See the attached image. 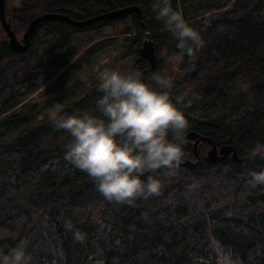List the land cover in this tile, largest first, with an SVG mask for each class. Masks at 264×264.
I'll return each mask as SVG.
<instances>
[{"label":"trees","instance_id":"trees-1","mask_svg":"<svg viewBox=\"0 0 264 264\" xmlns=\"http://www.w3.org/2000/svg\"><path fill=\"white\" fill-rule=\"evenodd\" d=\"M154 3L18 0L12 11L5 1L18 38L47 11L84 20L133 4L141 16L130 12L84 25L44 20L23 52L10 47L0 23V235L7 234L0 252L24 239L32 264H264V186L249 185L251 173L264 170L260 155L210 162L203 158L210 143L203 140L199 164H181L171 175L167 169L150 173L160 181L158 195L106 201L88 175L65 159L70 135L49 118L37 120L42 111L49 113V102L69 114L99 115L98 80L79 82V96L77 87L65 85L71 72L118 40L116 26L127 20L118 34L132 68L122 73L148 67L139 54L148 34L155 45L154 72L170 79V98L189 121L187 132L207 135L218 147L233 146L239 157L264 145V0H170L199 34L201 43L190 44L192 55L177 47ZM42 86L52 94L44 105L19 106ZM185 140L183 157L195 160L192 141ZM66 221L85 235L83 242L65 229Z\"/></svg>","mask_w":264,"mask_h":264},{"label":"clouds","instance_id":"clouds-1","mask_svg":"<svg viewBox=\"0 0 264 264\" xmlns=\"http://www.w3.org/2000/svg\"><path fill=\"white\" fill-rule=\"evenodd\" d=\"M153 9L177 39V47L192 55L190 44L201 41L182 13L172 8L170 0H155ZM98 79L102 93L97 101L99 115L69 114L59 103L49 113L52 125L71 137L65 159L88 175L106 201L131 203L146 194L158 195L160 181L150 173L167 169L166 174H175L190 126L170 98V79L154 72L146 81L140 71L108 69ZM256 155L264 158V145L253 148L251 156ZM146 174L147 179H142ZM249 185L264 186V170L252 172ZM64 227L73 232L74 240L83 242L85 235L74 229L71 221ZM26 247L27 242L21 239L7 254L0 252V264H32Z\"/></svg>","mask_w":264,"mask_h":264},{"label":"water","instance_id":"water-1","mask_svg":"<svg viewBox=\"0 0 264 264\" xmlns=\"http://www.w3.org/2000/svg\"><path fill=\"white\" fill-rule=\"evenodd\" d=\"M5 1L6 0H0V23L2 25L5 37L8 39V43L10 47L17 51V52H23L26 50L28 46L29 37L34 32L36 26L38 23L48 20V19H61L65 20L71 24L74 25H84L93 21H97L100 19H107L108 17L118 16V15H124L125 13L128 14L129 12H136L138 16H141V12L139 11L140 8L137 5H130L126 6L124 8H117L116 10H113V12H107L103 13L94 17H89L84 20H77L74 18H71L70 16L62 13H56V12H43L41 14H38L37 16L33 17L28 25L25 27L24 31L22 32V36L18 38L11 26V21L9 18L6 17L5 13ZM155 45L151 41L150 37L145 35L144 40L142 41V44L139 49V54L141 57L146 59L148 61V67L143 69L141 73H143V78L146 80L148 73H152L155 70L157 59L155 55ZM185 139L192 141V149L194 153L195 160H190L187 158L182 157V165L184 166H194L201 162V158L198 154L197 147L199 143L203 140H206L210 143L209 149L206 152L205 159L212 162L217 161L220 159L225 158L226 156H231L232 159L239 162L244 160L245 158L252 157L251 154L243 157H239L237 155L236 149L233 146L230 145H221L220 147L216 146V144L209 138L204 135H199L197 132L188 131L185 134Z\"/></svg>","mask_w":264,"mask_h":264},{"label":"rangeland","instance_id":"rangeland-1","mask_svg":"<svg viewBox=\"0 0 264 264\" xmlns=\"http://www.w3.org/2000/svg\"><path fill=\"white\" fill-rule=\"evenodd\" d=\"M17 3H18V0H6L7 9L11 10V8L17 5ZM12 11H13V8H12ZM127 23L128 21L126 20V22L125 21L120 22L118 24V27L116 26V29H115L116 32L114 33L116 37H118L117 34L120 32V30L123 29L124 26L128 25ZM110 35L111 34H109L108 36ZM118 39L119 40H116L111 46H108L96 52V54H94L91 57L90 59L91 63L89 65L87 64L79 72H71L72 73L71 78L67 83L68 86L65 85V89L73 91V89L77 87L74 90V93L76 96H79L77 94L83 93V86L81 83L79 84V82H83L89 79L90 77L92 79H96V81L97 80L99 81L98 77L100 73H102L106 69L118 70V71L120 70L122 71L124 69H125L124 71L131 70L132 63L130 62V57H128L127 54L125 55V53H127V49L124 47L121 41V37H118ZM171 62H173L172 64L173 67L171 68L172 72L170 73H172V76H174L175 72H177L176 68H178V66H177L176 60L172 59ZM44 86H42L41 88L31 93L28 97H26L20 103L19 106H21L22 104H25V105L35 104L37 107L44 105L49 100V97L52 95V94H47L43 91ZM49 104H50V107L48 108V110L50 113V111L54 108V106L52 105V102H49ZM49 113L42 111V113L38 115L37 120H43L45 118H49Z\"/></svg>","mask_w":264,"mask_h":264},{"label":"bare ground","instance_id":"bare-ground-1","mask_svg":"<svg viewBox=\"0 0 264 264\" xmlns=\"http://www.w3.org/2000/svg\"><path fill=\"white\" fill-rule=\"evenodd\" d=\"M131 5H133V4H131ZM126 6H130V5H126ZM126 6H121V7H117V8H124V7H126ZM117 8H115V9H113V10H116ZM113 10H109V11H106V12H103V13H107V12H113ZM56 13H58V12H56ZM103 13H101L100 12V14H103ZM130 13V12H129ZM128 13V14H129ZM100 14H97V15H100ZM6 15V14H5ZM97 15H94V16H97ZM124 15H127L126 13L124 14ZM124 15H118V16H113V17H108V18H114V17H121V16H124ZM94 16H91V17H94ZM98 21V20H97ZM94 22V21H93ZM117 35H119V37H121V35L120 34H117ZM104 38V37H103ZM115 38H118V37H116L115 36ZM122 38V37H121ZM119 40V39H118ZM122 40V39H121ZM113 44V43H112ZM128 47V46H127ZM15 51V50H14ZM17 52V51H16ZM126 52V51H125ZM125 55H126V53H125ZM191 142V141H190ZM205 142V141H204ZM209 144V143H208ZM203 149V148H202ZM209 149V148H208ZM207 149V150H208ZM198 150V149H197ZM201 152V151H200ZM205 152H207L206 150H205ZM193 153V152H192ZM200 154V153H199ZM205 155H206V153H205ZM249 155V154H248ZM200 156V155H199ZM247 156V155H246ZM227 158H229L228 156H226ZM243 157V156H242ZM185 158V157H184ZM192 158V157H191ZM194 158V157H193ZM201 158V157H200ZM203 158H205V157H203Z\"/></svg>","mask_w":264,"mask_h":264}]
</instances>
